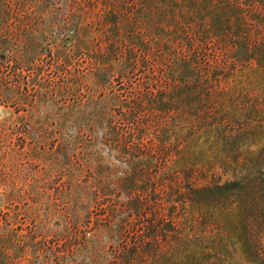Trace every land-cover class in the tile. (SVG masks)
Returning <instances> with one entry per match:
<instances>
[{
	"label": "rangeland",
	"instance_id": "rangeland-1",
	"mask_svg": "<svg viewBox=\"0 0 264 264\" xmlns=\"http://www.w3.org/2000/svg\"><path fill=\"white\" fill-rule=\"evenodd\" d=\"M120 1L0 0V264H115L121 256L132 172L124 148L144 130L124 116L135 95L160 86L170 41L137 15L140 0L125 5L128 19ZM116 33L127 47L104 65L99 48L107 60ZM134 50L138 72L128 66ZM143 61L154 67L152 83ZM163 157L154 155L159 166ZM152 212L133 220L130 245L147 234Z\"/></svg>",
	"mask_w": 264,
	"mask_h": 264
},
{
	"label": "trees",
	"instance_id": "trees-1",
	"mask_svg": "<svg viewBox=\"0 0 264 264\" xmlns=\"http://www.w3.org/2000/svg\"><path fill=\"white\" fill-rule=\"evenodd\" d=\"M140 1L137 15L171 48L160 86L135 95L124 116L144 130L124 148L129 211L114 263L264 264V0ZM120 2L117 12L128 19L129 0ZM109 45L107 60L100 48L96 57L104 65L127 47L119 34ZM129 53L130 71L138 72L137 50ZM156 152L165 159L160 166ZM156 168L159 176L151 174ZM150 207L147 234L130 245L127 231Z\"/></svg>",
	"mask_w": 264,
	"mask_h": 264
}]
</instances>
